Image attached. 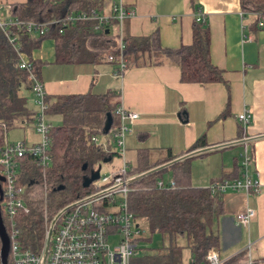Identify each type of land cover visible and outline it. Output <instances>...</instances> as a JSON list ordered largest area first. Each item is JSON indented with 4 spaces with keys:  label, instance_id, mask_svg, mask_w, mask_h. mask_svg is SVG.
I'll use <instances>...</instances> for the list:
<instances>
[{
    "label": "trees",
    "instance_id": "trees-1",
    "mask_svg": "<svg viewBox=\"0 0 264 264\" xmlns=\"http://www.w3.org/2000/svg\"><path fill=\"white\" fill-rule=\"evenodd\" d=\"M240 4L243 12L256 15L253 26L264 28V0H240ZM113 5V0H27L12 5L10 18L2 20L5 27L0 25V147L6 141V130L10 127L16 123L35 122L37 110L28 106V97L23 94L31 89V83L29 71L20 67L21 54L28 57L33 73L40 77L46 62L34 59L32 55L48 39L55 41V62L60 64H102L110 62L112 55V63L116 65L123 57L126 63L123 72L134 67L176 65L181 69L183 82H225L223 70L211 60L210 29L201 18L194 20L193 42L175 48L164 47L157 32L149 36L128 33L121 36L117 28L119 20L112 17L100 30L95 28L98 23L95 19L68 21L70 16L82 11L90 13L94 10L97 14L111 16ZM27 22L42 24L44 32L28 30ZM46 100L49 103L47 115L61 118L59 123L52 124L48 135L51 165L44 168L30 156L21 159L20 183L29 211L18 216L20 240L23 248L37 254L44 251L48 226L57 213L95 192L93 184L85 187L83 182L105 159L112 160L117 155L112 141L120 126L117 114L120 95L115 91L101 95L90 92L47 95ZM109 116L112 122L106 130ZM102 135L105 137L103 142L94 141ZM206 145L207 141L201 137L193 149ZM148 152H140L138 163L130 167V175L176 157L170 153L152 162ZM189 161L150 175L131 187L129 209L144 233L150 234V237L143 234L139 242H150L155 233L167 234L172 240L169 246L160 249L141 243V251L132 264H183L186 247L191 250L192 259L202 263L211 248L218 249L220 237L213 228L225 214L224 193L213 190L212 185L240 178V158H235L231 171L202 187L191 184ZM166 174H170L167 181H174V187L158 186L159 180L165 181ZM4 222L9 229L6 219ZM177 236L186 239V246L177 243Z\"/></svg>",
    "mask_w": 264,
    "mask_h": 264
},
{
    "label": "crops",
    "instance_id": "crops-1",
    "mask_svg": "<svg viewBox=\"0 0 264 264\" xmlns=\"http://www.w3.org/2000/svg\"><path fill=\"white\" fill-rule=\"evenodd\" d=\"M26 1L0 0V20L10 18L12 5ZM113 4L128 12L134 10L118 23L121 36L157 32L167 48L191 44L195 18L205 20L211 35V60L223 70L225 79L186 83L176 65L134 67L118 75L117 65L110 60L60 64L55 62V41H44L32 56L46 62L38 78L48 96L115 91L121 105L139 114L126 135L120 167L124 161L130 167L136 165L142 150H148L149 160L156 162L170 153L177 157L193 150L201 137L209 146L239 139L241 134L242 138L264 134V28L253 26L256 15L243 12L240 0H113ZM243 112L251 114L246 130L239 121ZM246 147L252 155V178L258 180L260 190H227L223 194L225 214L213 232L220 237L217 250L226 264H264V138L244 144V150ZM231 148L187 159L191 184L208 186L231 171L235 158L244 151L229 160L226 149ZM247 209H253L255 215L244 228L236 214Z\"/></svg>",
    "mask_w": 264,
    "mask_h": 264
},
{
    "label": "built area",
    "instance_id": "built-area-1",
    "mask_svg": "<svg viewBox=\"0 0 264 264\" xmlns=\"http://www.w3.org/2000/svg\"><path fill=\"white\" fill-rule=\"evenodd\" d=\"M133 14L134 10L128 12L122 6L114 5L111 16L97 14L94 10L90 13L82 11L70 16L68 21L73 23L78 20L95 19L98 22L95 28L100 30L111 17L121 22L125 16ZM0 25L5 27L4 21L0 20ZM25 25L28 30L35 33L44 32L42 24L27 22ZM121 44L123 49L122 41ZM109 60L113 61L114 57L109 56ZM20 67L29 71L28 80L31 83V91L37 98L39 111L36 114L35 124L41 138L31 144L26 141L10 142L6 139L0 147V174L4 176V180L1 181L3 196L0 200V207L3 218L7 220L9 227L7 229L10 238L8 263L41 264L44 251L37 254L25 249L20 240L21 228L18 224V216L21 212L29 211L24 200V187L20 183L22 176L21 159L30 156L44 168L51 165L48 135L52 123L47 119L49 103L46 100L47 93L44 84L33 73L32 64L24 54H21ZM125 67L126 63L121 57L116 73L122 75ZM117 114L120 116V126L119 131L115 134V140L120 148V155L124 156L126 135L131 132L130 126L139 118V114L121 104L117 108ZM239 121L243 129L246 130L251 122V114L243 112L239 115ZM94 141L100 142L99 138L96 137ZM240 163V178L214 184L212 185L213 190L218 189L223 193L227 190L246 193L255 190L258 192L260 184L257 179L252 178V155L247 147L240 154ZM129 171L130 166L126 161L116 172L105 174L101 171L99 179L92 183L95 188V192L92 194L124 183L133 176L129 174ZM158 186L160 188H172L174 182L167 183L164 180H159ZM131 187L124 185L66 211L55 226L46 264H132L133 258L141 251V243L138 239L144 234V230L134 213L129 209L128 196L132 190ZM254 215L253 209H247L237 213L236 219L239 224L247 228ZM1 246L0 238V256ZM188 264H226V261L220 257L217 249L211 248L207 253L205 262L196 263L191 258Z\"/></svg>",
    "mask_w": 264,
    "mask_h": 264
},
{
    "label": "water",
    "instance_id": "water-1",
    "mask_svg": "<svg viewBox=\"0 0 264 264\" xmlns=\"http://www.w3.org/2000/svg\"><path fill=\"white\" fill-rule=\"evenodd\" d=\"M111 122H112V118H111V116H109L107 124H106V130L110 129ZM260 138H264V134L257 135V136H249V137H245V138H239L236 140L223 142L220 144H214V145H209V146H204V147L193 149V150H191L185 154H182L180 156L173 158L172 160H169L167 162L159 164V165H157V166H155L149 170H146V171L141 172L139 174H135L122 184L113 186V187L106 189L102 192L92 194L90 196H87V197H85L79 201H76V202L66 206L65 208H63L61 211H59L57 213V215L53 218V220L50 224L49 231L47 234L46 245H45L44 252L42 255V263L41 264H46V262H47V258H48L51 243H52V237H53L54 229H55V226H56L58 220L63 216V214L66 211L73 208L74 206H76L80 203L92 200L93 198L98 197L102 194H105V193L111 192L113 190H116L118 188H121L124 185L133 186L138 181H141L150 175L164 171L165 169H168V168H170V167H172L178 163H181L184 160L191 159L193 157H196V156H199V155H202L205 153L217 151L220 149H225V148H229V147H233V146L241 145V144H247L249 142L255 141V140L260 139ZM110 160H111V158H108V159H105L103 162H108ZM84 168L85 169L87 168V164L84 165ZM101 170H102V165H99L96 170H93L91 172L90 176L85 178L83 185L85 187H89L93 182H95L97 179H99ZM3 180H4V176H2L0 174V200L2 199V196H3V190H2V185H1V181H3ZM0 238H1V243H2L1 256H0L1 257V264H9L8 263V257H9V251H10V238H9L7 228H6V225L4 222V218H3V215L1 212V207H0Z\"/></svg>",
    "mask_w": 264,
    "mask_h": 264
},
{
    "label": "rangeland",
    "instance_id": "rangeland-1",
    "mask_svg": "<svg viewBox=\"0 0 264 264\" xmlns=\"http://www.w3.org/2000/svg\"><path fill=\"white\" fill-rule=\"evenodd\" d=\"M23 94H25L28 97V106L32 109H35L37 111H39V106L36 102L37 98L35 96V94L33 92H30L29 90H25L23 91ZM57 117L59 116H51V115H47V119L49 122H52V124H56L59 123L61 121V119H58ZM40 135L37 133V129H36V124L35 123H16L14 126L10 127L8 130H6V139L10 142H18V141H26L27 143L31 144L34 143V141H39L40 140ZM99 140L101 142H103L105 140L104 135L99 137ZM112 146L114 151L117 153V155H115V157L108 161V162H102L100 165H102V173L105 174H110L112 172H116L115 169L119 168L121 163H122V157L119 155L121 154L120 152V148L118 146V143L116 142V140L112 141ZM242 149V150H241ZM229 150L228 152V158L229 160L239 151H243L244 150V144L241 145H237L232 147L231 149H226ZM128 158L130 159V161L135 164V159L131 158V156L128 154ZM115 170V171H113ZM119 170V169H118ZM117 170V171H118ZM170 178V174H166L165 175V181H167ZM145 236L150 237V234L145 232L144 233ZM177 243L185 245L186 246V239L182 236H177L176 239ZM172 242L170 236H168L167 234L163 235L160 233H155L153 234L152 240L149 242H142L144 243V245H146L147 247L150 248H154V249H160L163 247H167L170 245V243ZM191 250L186 247L183 250V264H188V259L191 255Z\"/></svg>",
    "mask_w": 264,
    "mask_h": 264
}]
</instances>
